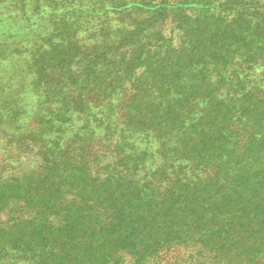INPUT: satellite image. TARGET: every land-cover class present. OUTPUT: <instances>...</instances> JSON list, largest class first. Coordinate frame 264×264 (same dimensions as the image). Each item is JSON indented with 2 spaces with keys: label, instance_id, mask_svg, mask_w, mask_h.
<instances>
[{
  "label": "trees",
  "instance_id": "trees-1",
  "mask_svg": "<svg viewBox=\"0 0 264 264\" xmlns=\"http://www.w3.org/2000/svg\"><path fill=\"white\" fill-rule=\"evenodd\" d=\"M0 140V264H264V0H0Z\"/></svg>",
  "mask_w": 264,
  "mask_h": 264
},
{
  "label": "rangeland",
  "instance_id": "rangeland-1",
  "mask_svg": "<svg viewBox=\"0 0 264 264\" xmlns=\"http://www.w3.org/2000/svg\"><path fill=\"white\" fill-rule=\"evenodd\" d=\"M3 144L4 142L0 140V165H3L5 159H7V156L9 155V152L5 153V150L3 149ZM6 148H10V146L6 144Z\"/></svg>",
  "mask_w": 264,
  "mask_h": 264
}]
</instances>
